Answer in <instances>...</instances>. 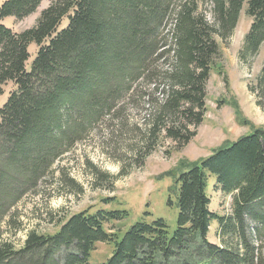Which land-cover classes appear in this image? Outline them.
<instances>
[{
	"label": "trees",
	"instance_id": "16d2710c",
	"mask_svg": "<svg viewBox=\"0 0 264 264\" xmlns=\"http://www.w3.org/2000/svg\"><path fill=\"white\" fill-rule=\"evenodd\" d=\"M44 1L0 3V96L9 83L17 87L0 110V227L8 220L10 236L23 229L15 207L25 194L53 183L55 163L107 116L141 132L149 152L165 139L190 144V126L204 121L207 82L224 75L220 45L244 7L252 21L246 51L264 43V0H54L31 30L3 25ZM32 44L38 52L28 70ZM128 96L144 106L139 124L123 119ZM233 106L252 133L165 174L175 179L173 234L157 219L122 235L106 226L128 219L127 211H82L53 221V234L29 232L22 247L1 239L0 264H91L101 244L113 248L102 264H264V128ZM212 182L232 198L229 217L210 210ZM214 222L221 246L209 241Z\"/></svg>",
	"mask_w": 264,
	"mask_h": 264
},
{
	"label": "rangeland",
	"instance_id": "374dc122",
	"mask_svg": "<svg viewBox=\"0 0 264 264\" xmlns=\"http://www.w3.org/2000/svg\"><path fill=\"white\" fill-rule=\"evenodd\" d=\"M53 2L44 1L34 14L23 20L8 17L3 20V25L16 33L31 30L37 25L41 13ZM68 23L69 20L65 19L61 28L67 27ZM251 23L244 7L237 28L221 43L220 61L224 75L213 72L207 82L204 121L198 128L190 126L191 131L196 133L190 144L177 147L171 140L165 139L156 144V150L149 152L141 132L132 127L121 128L116 116H107L88 133L83 142L76 144L55 163L53 183L42 180L39 187L25 194L15 207L22 218V231L10 236L6 232V220L0 227V240H10L16 247H22L31 231L55 233L58 228L53 221L63 215L72 216L82 211L94 214L102 209L129 213V218L123 222L108 224L106 228L109 231L123 230V235L143 220L152 223L164 219L173 234L178 227V210L170 206L169 201L176 202L177 199L176 191H171L175 179L167 178L165 174L179 169L183 163L188 166L207 158L216 149L252 133L249 127L238 123L234 102L246 120L255 127L264 128V43L255 53L246 51L245 38ZM37 52L38 47L32 44L29 47L31 58L27 63L28 70ZM16 89L14 83L4 87V94L0 96V110ZM123 104V119L133 125L141 123L144 118L143 104L129 96ZM179 174L175 172L176 176ZM214 183L209 188L210 210L229 217L232 198L216 191ZM209 241L221 246L218 222L212 224ZM112 252V247L101 244L93 253L90 263L102 264L111 257Z\"/></svg>",
	"mask_w": 264,
	"mask_h": 264
}]
</instances>
